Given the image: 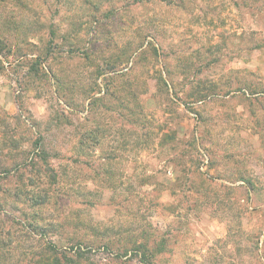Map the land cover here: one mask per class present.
I'll return each mask as SVG.
<instances>
[{"label": "rangeland", "instance_id": "1", "mask_svg": "<svg viewBox=\"0 0 264 264\" xmlns=\"http://www.w3.org/2000/svg\"><path fill=\"white\" fill-rule=\"evenodd\" d=\"M0 38V264H264V0H0Z\"/></svg>", "mask_w": 264, "mask_h": 264}, {"label": "trees", "instance_id": "2", "mask_svg": "<svg viewBox=\"0 0 264 264\" xmlns=\"http://www.w3.org/2000/svg\"><path fill=\"white\" fill-rule=\"evenodd\" d=\"M1 46H2V40L0 38V51H1ZM132 95H134V92H131ZM85 135L81 136V138H79L78 143L80 145V148L83 149L85 147ZM3 227L0 225V236L3 234ZM45 251L50 252L51 254V258L48 262H43L42 264H75V257H71V256H67L64 251H59L56 244L49 242L45 245ZM75 253H77V255L80 257V255H82L83 253L78 249L77 251H75ZM60 255V256H58ZM143 256L141 257V260L144 261L145 263L151 264L150 259L147 258L146 254L143 253ZM62 258V259H61ZM41 261V260H40Z\"/></svg>", "mask_w": 264, "mask_h": 264}]
</instances>
